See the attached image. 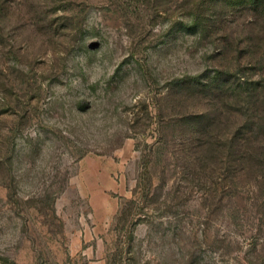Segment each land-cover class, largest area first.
I'll return each instance as SVG.
<instances>
[{
	"label": "rangeland",
	"instance_id": "374dc122",
	"mask_svg": "<svg viewBox=\"0 0 264 264\" xmlns=\"http://www.w3.org/2000/svg\"><path fill=\"white\" fill-rule=\"evenodd\" d=\"M0 264H264V0H0Z\"/></svg>",
	"mask_w": 264,
	"mask_h": 264
},
{
	"label": "trees",
	"instance_id": "16d2710c",
	"mask_svg": "<svg viewBox=\"0 0 264 264\" xmlns=\"http://www.w3.org/2000/svg\"><path fill=\"white\" fill-rule=\"evenodd\" d=\"M196 23H194V25H192V26H190V27H195L196 25H195ZM189 27V26H188ZM205 87L206 88H209V89H211V84H205Z\"/></svg>",
	"mask_w": 264,
	"mask_h": 264
}]
</instances>
